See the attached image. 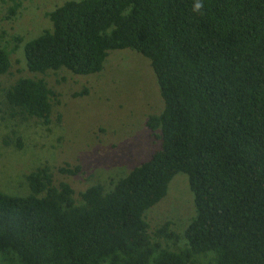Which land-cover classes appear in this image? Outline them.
Returning <instances> with one entry per match:
<instances>
[{"label":"trees","instance_id":"16d2710c","mask_svg":"<svg viewBox=\"0 0 264 264\" xmlns=\"http://www.w3.org/2000/svg\"><path fill=\"white\" fill-rule=\"evenodd\" d=\"M46 17L24 45L31 75L1 89L8 115L49 123L44 75L96 73L130 49L158 84L163 107L145 126L159 144L108 186L77 187L83 165L61 161L28 171L25 194L0 190V264H264V0H65ZM7 36L0 78L31 34ZM177 173L193 215L182 232L151 227L145 213Z\"/></svg>","mask_w":264,"mask_h":264},{"label":"rangeland","instance_id":"374dc122","mask_svg":"<svg viewBox=\"0 0 264 264\" xmlns=\"http://www.w3.org/2000/svg\"><path fill=\"white\" fill-rule=\"evenodd\" d=\"M18 1L20 8L13 17L9 10L13 1L0 0V28L7 37L22 27L31 34L22 37L18 45L22 52L12 56L9 71L0 78V190L25 194L28 171L47 164L54 168L61 161L83 165L84 173L70 178L77 187L94 182L108 186L111 179L146 160L159 144L145 126L147 115L163 107L149 60L134 50L115 49L99 72L50 71L44 78L57 93L50 122L12 118L1 89L17 77L31 75L22 56L24 45L48 25L46 12L65 0ZM74 92L81 95L73 96ZM192 196L187 175L177 173L166 195L146 211L150 226L169 221L171 228L182 232L193 215Z\"/></svg>","mask_w":264,"mask_h":264},{"label":"clouds","instance_id":"9594fccd","mask_svg":"<svg viewBox=\"0 0 264 264\" xmlns=\"http://www.w3.org/2000/svg\"><path fill=\"white\" fill-rule=\"evenodd\" d=\"M197 7L199 8V7H201V5L198 4Z\"/></svg>","mask_w":264,"mask_h":264}]
</instances>
